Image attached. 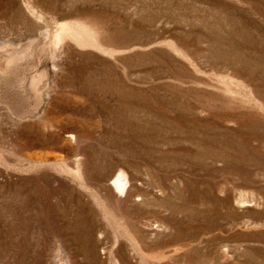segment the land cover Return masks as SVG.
Listing matches in <instances>:
<instances>
[{"label": "rangeland", "instance_id": "rangeland-1", "mask_svg": "<svg viewBox=\"0 0 264 264\" xmlns=\"http://www.w3.org/2000/svg\"><path fill=\"white\" fill-rule=\"evenodd\" d=\"M0 264H264V0H0Z\"/></svg>", "mask_w": 264, "mask_h": 264}, {"label": "bare ground", "instance_id": "bare-ground-1", "mask_svg": "<svg viewBox=\"0 0 264 264\" xmlns=\"http://www.w3.org/2000/svg\"><path fill=\"white\" fill-rule=\"evenodd\" d=\"M126 176L122 170H119L117 173L112 174L108 179V187L114 193H124ZM117 196V195H116Z\"/></svg>", "mask_w": 264, "mask_h": 264}]
</instances>
